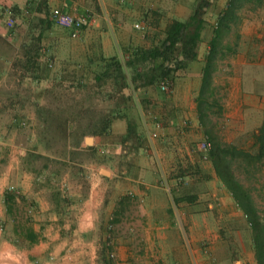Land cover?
Wrapping results in <instances>:
<instances>
[{"label": "crops", "instance_id": "crops-1", "mask_svg": "<svg viewBox=\"0 0 264 264\" xmlns=\"http://www.w3.org/2000/svg\"><path fill=\"white\" fill-rule=\"evenodd\" d=\"M39 1L29 6L27 0H0L3 8L18 5L22 15L13 49L0 48V111L10 117L7 127L13 115L25 121L14 124L21 138L4 142L0 218L3 192L14 189L25 198L19 205L39 237L17 248L0 227V264H97V249L107 238L114 264H254L241 210L210 161L197 156L196 143L207 138L208 126L199 122L196 97L211 58L212 109L220 113L208 115H218L225 133L245 124L251 112H263L264 76L257 68L264 47L251 40L264 38V4L251 13L235 9L217 35V17L228 0H45L47 13ZM199 5L201 40L161 95L133 85L112 92L96 88L101 56H128L135 47L160 43L169 19L184 20ZM53 7L74 15L87 10L94 21L75 33L52 21ZM30 44L37 46L31 57ZM143 98L149 101L140 104ZM150 113L162 125L158 138L148 136ZM106 117L108 127L100 132ZM127 118L135 119L142 135L138 151L105 152L107 145L121 144ZM191 164L211 176L202 180L209 186L200 189L201 180L185 176L179 182L172 175Z\"/></svg>", "mask_w": 264, "mask_h": 264}, {"label": "trees", "instance_id": "trees-1", "mask_svg": "<svg viewBox=\"0 0 264 264\" xmlns=\"http://www.w3.org/2000/svg\"><path fill=\"white\" fill-rule=\"evenodd\" d=\"M33 2L34 0H27L29 6ZM263 3L264 0H228L224 14L217 17L216 34L218 35L222 27L228 25V21L234 19L235 9L246 5L257 7ZM38 6H43L44 12L47 13L45 0H40ZM8 9L15 16V24L12 28L14 30L17 23L16 18L21 15V10L18 5L10 6ZM153 19L157 21L158 17H153ZM202 28V11L201 5H199L184 20L169 19L163 27L164 37L160 43L146 47H135L128 56H101L104 69L96 75V88L101 91L108 89L109 92H112L121 91L123 87L133 85L134 88L139 87L145 91H155L161 95L164 92L161 89V83L167 85L173 81L177 71L186 66L185 58L193 56L195 48L201 40ZM215 43L216 40H213L212 44ZM30 47L28 49L29 57L32 56L30 51H35L37 46L30 44ZM180 55L183 56L182 59H179ZM210 61L211 58L209 63L203 67L200 89L196 97L199 122L205 128L207 126L205 123L209 118L208 112L220 113L219 107L212 109V107L217 106V103L214 100V90L211 83ZM148 101L147 98H143L140 100V104H145ZM262 116V119L254 127L248 148L244 149L232 143L221 142L212 135L211 130L207 127L205 133L207 134L206 139L210 141V147L205 150H197L199 158L210 161L215 177L229 192L235 206L241 210L250 233L254 264H264V217L258 209L250 189L236 176L234 164L237 161L242 162L247 172L252 169L257 171L259 166L264 164V111ZM21 118L20 116H11L12 124L21 126L22 122L25 123ZM109 119L106 117L102 120L100 132L106 130ZM60 120L59 117L54 120L57 129L62 127V124L58 123L61 122ZM63 133L64 131L61 129L59 134H56L61 135L59 137L62 138ZM141 140L142 135L135 119L127 118L125 133L121 138V144L125 150L123 154L128 151L137 152L141 146ZM251 173L254 174V172ZM172 175L177 177L179 182L184 180L185 176L193 177L195 180L211 178L207 173L201 174V168L197 164H191L187 167L180 165ZM182 198L187 199L189 196ZM174 200L177 201L176 198ZM2 202L4 215L0 218V227L3 238L9 240L17 248L35 243L39 237L30 224L31 217L19 205V202H25L23 195L8 188L3 192ZM30 205L32 206V203ZM111 252L112 245L107 238L100 243L97 249V264H114L113 257L110 256Z\"/></svg>", "mask_w": 264, "mask_h": 264}, {"label": "rangeland", "instance_id": "rangeland-1", "mask_svg": "<svg viewBox=\"0 0 264 264\" xmlns=\"http://www.w3.org/2000/svg\"><path fill=\"white\" fill-rule=\"evenodd\" d=\"M255 8L257 7L256 6L253 7L251 5L243 6V9H245L249 13L253 12ZM0 9L3 10L4 8L0 6ZM0 27H1L0 28V48L3 47L6 49H13L14 41H16L15 38H12L14 30L13 29L11 30V35L10 34L1 35L2 33H5L6 31L2 20L0 21ZM251 43H255V46L257 47L261 45L264 47V38H257V39L254 38L253 40H251ZM0 64L3 65V62H0ZM257 70L261 75L264 76V57H263V63L261 65H258ZM248 85L250 89L251 85L250 84ZM260 87L264 91V82L261 83ZM251 113L249 114V116H247L246 123L241 124L240 128H234L232 130L233 133L230 132V134L225 133L224 128L218 121L220 119L218 118V115L216 114H212L209 116L208 119H210V121L207 122V126L211 130L212 135L218 140H220L221 142L232 143L238 147H242L246 149L248 148V144L252 140V133H253L254 127L256 126V122L259 119V116L263 115V112L252 113V114ZM260 113L262 115H260ZM9 119L10 117L9 115H7V113H3L2 111H0V168H1V165H3L8 158V155H7L8 150L6 149V145L4 144V142L13 141L14 143L15 140H19V138H21L20 136L21 134L16 130L18 128L14 127V125H12V127H7L9 123ZM229 135L233 136L234 138H232ZM39 162H40L39 158H36L33 165L38 166ZM234 171H235L236 176L243 183H245V185H247V187L250 189L251 194L256 202V205L264 217V164L262 166H259L257 171L252 169L247 172V170L245 169V165L242 162L240 163V161H237L234 164ZM251 172H254V174H252ZM202 182L203 181L201 180L200 183L198 184V187H200V189L205 188V186L207 187L210 185V184L208 185L203 184ZM216 187L218 188V185Z\"/></svg>", "mask_w": 264, "mask_h": 264}, {"label": "built area", "instance_id": "built-area-1", "mask_svg": "<svg viewBox=\"0 0 264 264\" xmlns=\"http://www.w3.org/2000/svg\"><path fill=\"white\" fill-rule=\"evenodd\" d=\"M50 17L54 23L60 26H63V27L70 28L75 33L80 31V29H82L88 23H91L94 21L93 15L87 10H84L83 12L74 15V14L64 11L63 9L59 7H53L50 9ZM0 19L2 20L5 30H6L4 35L6 34L9 35L15 24L14 14L8 8L4 10L0 9ZM134 26L138 29H142L144 27L143 24L139 22H136ZM166 88H167V85L165 83H161V89L165 90ZM149 116L152 120L153 128L148 132V136L150 138H158L161 134V128H162L161 122L156 114L150 113ZM209 147H210V141L206 138L196 143V148L198 150H205ZM123 149L124 148L122 144H109L105 147L104 151L110 152V153H120L123 151ZM160 184L168 192L171 191L172 187L166 180L160 181ZM204 251L208 252V248L206 247V245L204 247ZM110 256L113 257L114 253L111 252Z\"/></svg>", "mask_w": 264, "mask_h": 264}, {"label": "water", "instance_id": "water-1", "mask_svg": "<svg viewBox=\"0 0 264 264\" xmlns=\"http://www.w3.org/2000/svg\"><path fill=\"white\" fill-rule=\"evenodd\" d=\"M87 141H90V138L89 137L87 138Z\"/></svg>", "mask_w": 264, "mask_h": 264}]
</instances>
